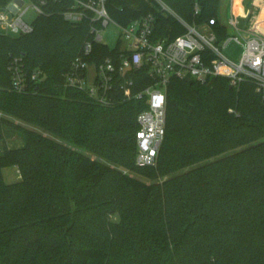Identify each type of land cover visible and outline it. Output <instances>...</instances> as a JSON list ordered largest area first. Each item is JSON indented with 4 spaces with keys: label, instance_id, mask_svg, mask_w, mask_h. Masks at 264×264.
<instances>
[{
    "label": "trees",
    "instance_id": "16d2710c",
    "mask_svg": "<svg viewBox=\"0 0 264 264\" xmlns=\"http://www.w3.org/2000/svg\"><path fill=\"white\" fill-rule=\"evenodd\" d=\"M161 1L189 25L215 19L211 30L220 41L228 36L219 0ZM64 6L49 3L51 13L36 17L29 34L0 31V264H264V90L233 88L223 77L171 79L156 165L138 168L136 117L146 98L117 94L101 105L64 85L89 27L66 22ZM107 11L121 25L151 14L157 39L185 31L154 0H108ZM94 51L100 57L90 61L99 62L109 48ZM14 60L43 79L14 92ZM134 79L133 92L150 84L142 70ZM7 127L20 133L21 146L7 147ZM111 164L150 182L117 174L102 200ZM9 166L18 182L5 183ZM105 210L119 219L101 217Z\"/></svg>",
    "mask_w": 264,
    "mask_h": 264
},
{
    "label": "built area",
    "instance_id": "2783aa9c",
    "mask_svg": "<svg viewBox=\"0 0 264 264\" xmlns=\"http://www.w3.org/2000/svg\"><path fill=\"white\" fill-rule=\"evenodd\" d=\"M107 1L10 0L0 9V31L10 37L31 33L34 19L51 13L47 11L51 2L65 5L60 14L66 22L78 25L86 21L89 25L87 38L64 74V85L83 91L101 105L113 103L117 94L125 99L146 98L147 108L136 117L135 165L138 168L156 164L164 139L166 90L171 79H191L206 84L216 77H223L233 88L252 83L258 90H264V33L256 24L239 27L238 16L232 12L228 25L234 32L220 41L210 28L215 19H208L201 26L189 25L161 0H154L162 12L175 17L185 29L173 39H157L151 14L121 25L110 18ZM29 11L35 16L27 22L24 17ZM195 12H198L197 8ZM109 24L120 31L114 47L106 45L100 35ZM231 42L242 48L237 61L225 52ZM95 45L109 48L108 54L99 62L90 61L91 57H100L94 51ZM138 70L145 73L150 84L133 92L134 73ZM8 71L12 90L16 93L26 92L28 81L43 79L40 70L27 73L17 60L10 64Z\"/></svg>",
    "mask_w": 264,
    "mask_h": 264
},
{
    "label": "rangeland",
    "instance_id": "374dc122",
    "mask_svg": "<svg viewBox=\"0 0 264 264\" xmlns=\"http://www.w3.org/2000/svg\"><path fill=\"white\" fill-rule=\"evenodd\" d=\"M231 1V0H230ZM229 0H219V7H218V20L223 25L227 27V30L229 34H232V28L228 25V20L231 15L230 11V2ZM242 6H243V16L237 15L239 20V27H248L251 25L256 24L258 27V30L264 33V17L262 15H259V11L261 7H264V0H242ZM35 14L31 11H29L24 19L27 22H30L34 18ZM119 29L113 24H109L103 31L101 32L102 40L103 42L108 45L109 47H114L118 35H119ZM242 48L234 43L231 42L228 44V46L225 49L226 54L230 56L231 59L234 61H237L241 55ZM6 119H8L11 123L15 125H19L23 128L35 130L39 133H44L41 129L29 126L27 124H24L20 122L17 119H14L12 117L4 116ZM8 133L11 134L10 137L6 138V145L8 148H17L23 144L21 135L16 130L12 129L11 127H7ZM3 149L0 147V154H2ZM93 158L97 159L96 157L92 156ZM100 162H105L103 159H98ZM156 165V164H155ZM111 168L114 172L110 174V176L107 178L105 182V187L101 190L100 198L103 200L110 192H112L113 185H116L117 181V174H126L133 176L143 182L149 183L150 180L141 174H139L137 171H130L126 168H123L121 166L111 164ZM3 178L6 184H12L15 182H18L20 180L19 172L16 167L9 166L2 169ZM107 206L103 207L106 208ZM101 217H107L113 221H117L119 219L118 215L112 212H109V210H105L104 212H101ZM98 233V230H94L93 235H96Z\"/></svg>",
    "mask_w": 264,
    "mask_h": 264
},
{
    "label": "bare ground",
    "instance_id": "6f19581e",
    "mask_svg": "<svg viewBox=\"0 0 264 264\" xmlns=\"http://www.w3.org/2000/svg\"><path fill=\"white\" fill-rule=\"evenodd\" d=\"M240 1L241 0H233V12L236 14H242V7L240 5ZM259 15H262V17H264V7L260 8Z\"/></svg>",
    "mask_w": 264,
    "mask_h": 264
},
{
    "label": "crops",
    "instance_id": "0c3cea01",
    "mask_svg": "<svg viewBox=\"0 0 264 264\" xmlns=\"http://www.w3.org/2000/svg\"><path fill=\"white\" fill-rule=\"evenodd\" d=\"M230 1V0H229ZM231 3H230V11H231V13L233 12V0H231L230 1ZM240 5H241V7H242V14H236V13H234V15H240V16H243V13H244V11H243V6H242V0L240 1ZM259 15V14H258ZM221 23V22H220ZM222 24V23H221ZM225 26V25H224ZM226 27V26H225ZM227 28V27H226ZM227 32H228V30H227ZM234 32V30L232 29V33ZM228 34H229V32H228Z\"/></svg>",
    "mask_w": 264,
    "mask_h": 264
}]
</instances>
